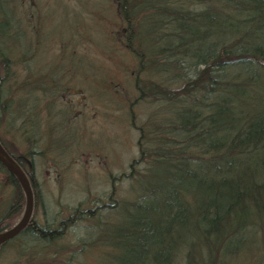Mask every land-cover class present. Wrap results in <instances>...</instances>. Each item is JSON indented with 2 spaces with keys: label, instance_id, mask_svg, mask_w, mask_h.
Here are the masks:
<instances>
[{
  "label": "trees",
  "instance_id": "1",
  "mask_svg": "<svg viewBox=\"0 0 264 264\" xmlns=\"http://www.w3.org/2000/svg\"><path fill=\"white\" fill-rule=\"evenodd\" d=\"M106 1L111 15L90 18L113 30L95 42L84 13L62 1L53 13H17L16 0H0V144L26 174L35 210L46 203L36 168L61 169L76 145L64 96L82 60L85 90L111 91L107 101L127 106L137 133L125 198L112 189L55 225L32 214L0 244V264H88L99 252L114 253L111 264H264V0ZM87 39L127 56L114 60L120 78L76 54L70 44ZM52 40L58 49L48 55ZM22 194L0 164V231L19 215ZM85 218L94 220L86 235L59 243ZM7 249L14 255L3 262Z\"/></svg>",
  "mask_w": 264,
  "mask_h": 264
},
{
  "label": "rangeland",
  "instance_id": "2",
  "mask_svg": "<svg viewBox=\"0 0 264 264\" xmlns=\"http://www.w3.org/2000/svg\"><path fill=\"white\" fill-rule=\"evenodd\" d=\"M61 1L62 4L65 3L69 11L84 13L81 15L85 19H83L84 25L82 28L86 29L88 35L91 34L92 40L95 39V42L103 40L101 34L106 40L109 39L113 30L112 24L108 22L106 27V25L102 26L101 22H97L99 27H95L92 21L94 19L90 18V13H109L110 10L108 11V9L112 10L111 7L109 8L110 2L106 0L105 2L104 0H16L18 5L16 11L17 13H23V11L24 13H29L35 9L36 11H42L41 13H53L47 10L56 11V8L61 9ZM35 3H37V6H34ZM54 13H61V11ZM109 14L111 15V13ZM73 18H80L79 14L74 13ZM48 22L50 23L51 21ZM60 25L61 22L58 20L54 27L58 30ZM78 26H80L79 23ZM99 28H103L104 32L100 33ZM85 41L87 42L85 43ZM70 45H73L76 49V54L84 52V56L87 55L91 58L92 63H94L93 66L102 65L105 67V72L108 76L116 75L118 78L121 77L119 70H113L114 60L126 61L127 56L114 46L116 45L115 43L112 45V51L114 50L117 55H111L112 51L109 54L105 53L102 47H100L102 51L97 50V46L92 44L93 48L88 39L83 40V42L80 41L79 45ZM57 49L58 43L52 40L48 44L47 54H55ZM89 65L90 61L84 59L77 67V74L74 76L67 75L71 78L68 85L69 91L65 90L64 100L73 103V107H71V113L73 112L71 123L76 130L71 134V137H74L73 141L76 143L73 151L69 153L70 156L65 159L64 163H62L63 161L58 162L63 165H61V169H59L58 164L53 167L50 163L47 168L45 167L46 164H40L36 168L35 177L40 188L43 189V198L46 203L44 213L38 207L35 210V207L32 206L30 217L33 214L39 224L44 223L43 215L47 219L48 224L55 225L61 217L68 214L74 207L84 209L99 205L100 201L103 200V195L106 196L112 189L116 197L125 198L127 196L126 177L134 170L132 160L137 155L135 146L137 133L127 121V106L125 108L122 103L120 105L107 101V98L111 97V91H108L110 94L104 92L97 98V94L95 95L92 91L85 90L87 86L85 75L88 77L91 74L88 73ZM108 83L110 82L108 81ZM117 83L121 84L118 81ZM88 84L91 87L93 83ZM98 90L101 91L103 89L98 86ZM114 96L116 97V94ZM117 99L121 101L119 97ZM140 110L142 111L141 115H147L149 112L148 107L139 106L137 112ZM3 131L2 141L11 146L9 140H7L8 134ZM14 143H17V141L14 140ZM22 200L19 215L8 228L15 224L22 214L25 202L24 194H22ZM93 221V219L85 218L66 227L62 235L63 238L59 243L68 244L73 242L79 235H84V231L88 228L87 224L91 225ZM7 252L10 253L8 256L5 251L3 252L6 254L3 262L12 260L11 257L14 253L8 249ZM47 254L45 253V256ZM113 254L110 252H99L96 257L93 256L88 264H111Z\"/></svg>",
  "mask_w": 264,
  "mask_h": 264
},
{
  "label": "water",
  "instance_id": "3",
  "mask_svg": "<svg viewBox=\"0 0 264 264\" xmlns=\"http://www.w3.org/2000/svg\"><path fill=\"white\" fill-rule=\"evenodd\" d=\"M0 164L16 179L24 194V208L18 221L10 228L0 232V244L16 236L29 222L33 196L29 180L19 165L0 144Z\"/></svg>",
  "mask_w": 264,
  "mask_h": 264
}]
</instances>
